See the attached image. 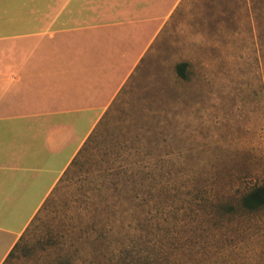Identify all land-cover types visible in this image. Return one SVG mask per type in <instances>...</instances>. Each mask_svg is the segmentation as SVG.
Segmentation results:
<instances>
[{"label":"rangeland","instance_id":"obj_1","mask_svg":"<svg viewBox=\"0 0 264 264\" xmlns=\"http://www.w3.org/2000/svg\"><path fill=\"white\" fill-rule=\"evenodd\" d=\"M151 5L165 21L113 42L128 78L6 264H264L243 205L264 185V0Z\"/></svg>","mask_w":264,"mask_h":264},{"label":"crops","instance_id":"obj_2","mask_svg":"<svg viewBox=\"0 0 264 264\" xmlns=\"http://www.w3.org/2000/svg\"><path fill=\"white\" fill-rule=\"evenodd\" d=\"M182 1L0 0V264L128 78L112 84L113 42L137 44L165 21L151 4ZM126 22L141 26L113 31Z\"/></svg>","mask_w":264,"mask_h":264},{"label":"trees","instance_id":"obj_3","mask_svg":"<svg viewBox=\"0 0 264 264\" xmlns=\"http://www.w3.org/2000/svg\"><path fill=\"white\" fill-rule=\"evenodd\" d=\"M186 65L187 64H181L179 66V72L181 73L182 76H185V67H186ZM91 138L92 137H90L88 139V141L86 142L85 146L82 148L80 153L77 155V157L75 158V160L73 161L71 166L77 167L78 165H80L79 159L82 157V154L85 151V147L90 142ZM243 205H244V208H246V209H248L250 211H258V210L264 209V185L260 186L258 188H255L249 194H247L244 197V199H243ZM18 246H19V243L17 244V246L14 248V250L10 254V256L7 259L6 263L8 262V260L10 258L13 257V254L17 250Z\"/></svg>","mask_w":264,"mask_h":264}]
</instances>
